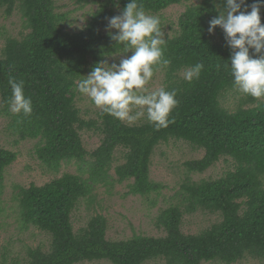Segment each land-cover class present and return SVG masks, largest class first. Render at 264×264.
<instances>
[{
    "label": "trees",
    "instance_id": "1",
    "mask_svg": "<svg viewBox=\"0 0 264 264\" xmlns=\"http://www.w3.org/2000/svg\"><path fill=\"white\" fill-rule=\"evenodd\" d=\"M88 3L91 0H78ZM190 0H138L149 14ZM129 0H103L91 20L81 29L65 26L69 12H58L57 0H0L5 17L18 12L23 21L21 36H9L0 49V116L9 119L8 131L18 144L37 140L35 153L50 171L75 163L77 172H65L42 186H17L14 200L22 230L35 227L49 236V245L27 246L14 264H203L219 261L235 264L249 257L264 264V98L242 95L235 109L223 98L237 88L230 72L231 50L223 30L216 36L209 21L224 8V0H204L188 5L179 18V29L168 37L165 56L171 64L163 72V87L178 90L179 101L169 119L174 123L156 129L146 118L122 122L98 112L86 118L77 106L76 83L101 60L129 54L111 40L108 17L115 16ZM251 5L255 0H247ZM250 10V9H249ZM264 23V8H261ZM203 63L200 78L192 83L183 73ZM220 68L217 69V65ZM228 65L225 68L224 65ZM23 80L25 94L33 102L30 116L12 114L8 80ZM240 94V93H239ZM101 135V144L89 152L83 132ZM173 140L202 150L200 157L184 163V173L174 193L157 215L165 235L134 234L130 238H107L108 218L95 209L84 225L74 223L81 203L93 205L96 190L107 192L122 184L124 196L147 197L153 205L167 188L152 177L157 149ZM18 152L0 146V192L7 169ZM228 169L219 177L195 178L219 161ZM94 209V208H93ZM218 214L220 220L195 234L182 230L186 215ZM5 252L0 264L8 262Z\"/></svg>",
    "mask_w": 264,
    "mask_h": 264
},
{
    "label": "rangeland",
    "instance_id": "2",
    "mask_svg": "<svg viewBox=\"0 0 264 264\" xmlns=\"http://www.w3.org/2000/svg\"><path fill=\"white\" fill-rule=\"evenodd\" d=\"M103 0H91L88 3H80L78 0H57L58 12H69L68 20L65 24L68 30L76 31L83 28L92 18L94 12L98 9L100 2ZM204 0H190L183 4H176L168 7L158 15L161 18V27L166 36L174 34V29H179V18L186 10L188 5H196ZM123 10L116 8L115 16ZM220 13V12H219ZM218 13V15H219ZM217 15V17H218ZM105 32H108L106 28ZM111 31H116L115 29ZM24 30L23 21L18 12L11 17H5L0 10V49L4 45L5 39L9 36H21ZM216 36V30L214 32ZM129 54H120L108 58L109 64L119 63L121 58L130 56ZM163 72H157L152 81L147 85L150 90H156L163 87ZM240 93V94H239ZM241 92L237 89L225 94L223 104L233 110L239 102ZM77 106L82 110L86 118H96L100 108L96 107L91 99L85 95H80ZM9 119L0 116V146L18 152L19 156L6 171L4 187L0 192V259L2 253L9 263L14 264L25 255L26 247H37L41 244L49 245V236L41 230L30 227L22 230L18 217V202L14 196L20 192L17 186L30 187L31 184L42 186L56 177L62 176L65 172L76 173L77 166L73 164H63L59 172L50 171L36 156L35 146L37 140H26L18 144L15 143L14 137L8 131ZM137 122V121H136ZM83 143L85 148L92 152L101 144V135L95 132H83ZM202 150H194L185 141L173 140L169 144L161 145L154 157L152 166V177L156 181L165 183L167 188L163 190V195L153 205L147 197L142 196H124L128 191L127 185H118L113 192H107L105 188L100 187L96 190L97 200L93 205L81 203L80 207L74 211L73 218L75 226L78 228L84 225L90 218L95 209L108 218L107 238L111 240L127 239L134 234H145L148 236L165 235L157 226V215L161 208L167 205L168 200L174 193V187L178 188L181 176L184 173V163L190 158H197L203 155ZM228 163L224 160L219 161L214 167L202 174H196L195 178H217L227 169ZM94 208V209H93ZM220 220L218 214L212 215L204 212H197L192 215H186L182 230L186 234H195L202 229L210 226ZM86 262L81 264H111L105 262ZM150 264H167L164 259L152 261ZM203 264H225L219 261L203 262ZM235 264H262L260 260L247 258Z\"/></svg>",
    "mask_w": 264,
    "mask_h": 264
},
{
    "label": "clouds",
    "instance_id": "3",
    "mask_svg": "<svg viewBox=\"0 0 264 264\" xmlns=\"http://www.w3.org/2000/svg\"><path fill=\"white\" fill-rule=\"evenodd\" d=\"M264 0H224L218 17L209 21L212 34L219 26L231 50L230 72L234 86L253 98H264V23L261 20ZM250 9V10H249ZM106 30L116 44H121L130 56L119 63L99 61L86 76L76 83L77 91L89 97L104 113L122 122L146 118L158 130L174 123L169 119L177 107L178 90L160 87L150 90L147 85L154 75L168 68L171 60L165 56L167 40L158 15L146 12L138 0H129L123 11L108 17ZM115 29L116 31H111ZM225 68L229 66L224 65ZM220 65H217V69ZM204 64L196 63L183 73L189 83L200 78ZM11 95L8 100L12 114L30 116L32 99L25 94L23 80H8Z\"/></svg>",
    "mask_w": 264,
    "mask_h": 264
}]
</instances>
